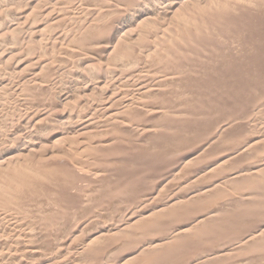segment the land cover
Returning a JSON list of instances; mask_svg holds the SVG:
<instances>
[{
  "label": "rangeland",
  "instance_id": "rangeland-1",
  "mask_svg": "<svg viewBox=\"0 0 264 264\" xmlns=\"http://www.w3.org/2000/svg\"><path fill=\"white\" fill-rule=\"evenodd\" d=\"M0 1L24 25L23 91L1 92L16 157L0 169V264H264V0Z\"/></svg>",
  "mask_w": 264,
  "mask_h": 264
},
{
  "label": "bare ground",
  "instance_id": "bare-ground-1",
  "mask_svg": "<svg viewBox=\"0 0 264 264\" xmlns=\"http://www.w3.org/2000/svg\"><path fill=\"white\" fill-rule=\"evenodd\" d=\"M11 1V0H10ZM182 1V0H181ZM194 1V0H193ZM1 2V1H0ZM5 2V1H4ZM4 2H2V3H4ZM15 2V1H14ZM17 3V2H16ZM1 4V3H0ZM177 5V4H176ZM182 5V4H181ZM180 5V6H181ZM6 6L8 7V5L6 4ZM4 7V5H0V169L1 168H5V165L6 164H9L8 162L9 161H11V159H13V157H16L15 156V154H14V152H13V150H12V147H10V145L12 146V144H10V145H8L10 142L7 140V138L8 137H6L7 135H6V133H7V131L5 132L4 131V129H6V128H2L3 126H5L6 124H5V122L8 120V117H7V114L8 113H6V110L7 109H5V106L7 105L6 103L8 102L7 101V98H4L5 96H4V94H2L1 92H2V90L3 89H7L8 88V86L9 87H11L10 85H14L15 87H14V90L15 91H17L19 94H21L22 93V91H23V81L22 80H20V77L22 76V75H19L18 74V70H17V66L20 64V62H19V59L21 58L20 56L22 55V50L23 49H21L22 47H21V44L23 43L22 42V39L24 38V36H22V32L24 31V25H23V20L21 19V17L18 15V14H15V17H18L15 21H13V19H15V18H12L11 20V22H9V20H8V16L11 14V13H9V11H8V8L7 7ZM20 6V5H19ZM161 6V5H160ZM18 7V6H17ZM16 7V8H17ZM21 7V6H20ZM117 7V6H116ZM120 7H122V6H120ZM173 7V6H172ZM185 7V6H184ZM14 9H15V7H13ZM119 8V7H118ZM123 8V7H122ZM131 8V7H130ZM175 8V7H174ZM178 9H179V7H177ZM9 9H11V8H9ZM19 9V8H18ZM17 9V10H18ZM125 9V8H124ZM22 10V9H21ZM150 10V9H149ZM15 11V10H14ZM145 11V10H144ZM174 11V10H173ZM19 12V11H18ZM136 12V11H135ZM150 12V11H149ZM169 12H170V10H169ZM242 12V11H241ZM16 13V12H15ZM172 13V12H171ZM134 14V15H133ZM138 14V13H137ZM12 15V14H11ZM18 15V16H17ZM121 15H123V14H121ZM119 16V17H117L116 18V20L113 22V24L112 25H110L111 27H110V31H109V37H112V39H113V41H110V42H114V38H117L118 39V37H122L121 38V42H122V40L123 39H125V33L127 34V30H128V28H129V26L130 25H132L133 23H135L137 20H136V18H135V13L134 12H132L131 13V17L129 16V18L127 17L128 15L126 14V15H123V16ZM114 16V15H113ZM162 16V15H161ZM166 16V15H165ZM10 17V16H9ZM239 17V16H238ZM144 19H147V18H145L144 17ZM143 19V20H144ZM149 19V18H148ZM98 20H100V19H98ZM149 20H151V18L149 19ZM95 21V20H94ZM96 21H97V19H96ZM113 21V20H112ZM111 21V22H112ZM142 21V20H141ZM145 21V20H144ZM138 22V21H137ZM140 22V21H139ZM97 23V22H96ZM146 23V22H145ZM160 23H162V22H160ZM97 24H99V23H97ZM102 24V23H101ZM148 24H149V22H148ZM169 24V23H168ZM173 24V23H172ZM23 25V26H22ZM106 25V24H105ZM155 25V24H154ZM160 25V24H159ZM170 25V24H169ZM245 25V24H244ZM95 26H96V24H95ZM94 26V27H95ZM99 26V25H98ZM243 26V25H242ZM135 27V26H134ZM139 27V26H138ZM247 27V26H246ZM97 28V27H96ZM233 28V27H232ZM236 28V27H235ZM234 28V29H235ZM131 29V28H130ZM138 29V28H137ZM163 29V28H162ZM166 29H167V27H166ZM140 30V29H139ZM97 31H99V30H97ZM107 31V30H106ZM127 31V32H126ZM165 31V30H164ZM242 32V31H241ZM167 34V33H166ZM125 35V36H124ZM123 36H124V38H123ZM173 36V35H172ZM23 37V38H22ZM28 37H30V36H28ZM105 37V36H104ZM104 37H103V39H104ZM164 37V36H163ZM162 37V38H163ZM93 38V37H92ZM95 38V37H94ZM93 38V39H94ZM107 38V37H106ZM137 38V37H136ZM165 38V37H164ZM29 39V38H28ZM111 39V38H110ZM116 39V40H117ZM127 39V38H126ZM159 39H160V37H159ZM167 39V38H166ZM79 40V39H78ZM82 40V39H81ZM84 40V39H83ZM87 40V39H86ZM131 40H133V39H131ZM161 40V39H160ZM24 42L26 41V40H23ZM89 41V40H88ZM159 41V40H158ZM27 42V41H26ZM33 42V41H32ZM79 42V41H78ZM90 42V41H89ZM105 42H107V45H105L104 44V46H102V47H105V51L103 50V52H106V50L108 49V47H109V44H108V40L107 41H104V43ZM118 42H119V39H118ZM121 42H119V44L121 43ZM123 42H124V40H123ZM160 42V41H159ZM81 43V42H80ZM86 43V42H85ZM99 43V42H98ZM125 43V42H124ZM126 43H127V41H126ZM157 43V42H156ZM81 44H84L83 42L81 43ZM118 44V43H117ZM24 45V44H23ZM103 45V44H102ZM110 45H112L111 43H110ZM120 45H122V44H120ZM157 45V44H156ZM161 45V44H160ZM80 46V45H79ZM100 46V45H99ZM117 46V45H116ZM119 46V45H118ZM124 46V45H123ZM25 47H26V45H25ZM97 47V46H96ZM24 48V47H23ZM119 48V47H118ZM124 48V47H123ZM122 48V49H123ZM157 48H160V47H158L157 46ZM101 49V48H100ZM99 49V50H100ZM104 49V48H103ZM122 49H120V50H122ZM128 49V48H127ZM130 49V48H129ZM114 50V48H112V51ZM115 50H117V49H115ZM119 50V49H118ZM157 50V49H156ZM159 50V49H158ZM108 51V50H107ZM124 51V50H123ZM126 51V50H125ZM125 51L123 52V53H125ZM131 51V50H130ZM152 51V50H151ZM101 52V51H100ZM132 52V51H131ZM154 52V51H153ZM159 52V51H158ZM164 52V51H163ZM110 53V52H109ZM118 53V52H117ZM127 53V52H126ZM125 53V54H126ZM130 53V52H129ZM111 54H112V52H111ZM120 54V53H119ZM134 54V53H133ZM133 54H131L132 56H133ZM137 54V53H136ZM116 55V54H115ZM148 55V54H147ZM159 55V54H158ZM109 56V55H108ZM126 56V55H125ZM124 56V57H125ZM131 56V57H132ZM153 56V55H152ZM161 56V55H160ZM160 56H159V58H160ZM165 56V55H164ZM117 57V56H116ZM123 57V58H124ZM134 57V56H133ZM136 57H137V55H136ZM156 57H157V53H156ZM156 57H153V58H156ZM121 58V57H120ZM147 58V57H146ZM150 58V57H149ZM167 58V57H166ZM16 61H15V60ZM115 59H117V58H115ZM135 59V58H134ZM12 60H14L15 62H14V65H15V68H13V66H12V68L13 69H16L17 70V74L19 75H17L16 76V74H14L13 75V73H15L14 72V70L12 71V68H10L11 67V65H10V67L8 66L9 64H13V63H11V62H13ZM106 60V59H105ZM110 60V59H109ZM118 60V59H117ZM123 60V59H122ZM132 61H130L131 63L134 61L133 59H131ZM138 60V59H137ZM147 60V59H146ZM150 60H152V59H150ZM156 60V59H155ZM162 60V59H161ZM169 60V59H168ZM136 61V60H135ZM166 61V60H165ZM128 62V61H127ZM155 62H157V61H155ZM168 62V61H167ZM125 63V62H124ZM151 63H152V61H151ZM158 64H159V62H157ZM170 63V62H169ZM137 64H139V63H137ZM136 64V65H137ZM162 64H163V61H162ZM165 64V63H164ZM21 65V64H20ZM122 65V64H121ZM130 65V64H129ZM132 65V64H131ZM130 65V67L132 68L133 67V65L131 66ZM135 65V62H134V66L136 67V69H138V67ZM144 65V64H143ZM142 65V66H143ZM148 65V64H147ZM11 69V71L13 72V73H11V71H10V69H8L9 70V72H8V70H7V68L8 67ZM125 66V65H124ZM150 66V65H149ZM152 66V65H151ZM155 66V65H154ZM153 66V67H154ZM163 66V65H162ZM128 67V66H127ZM126 67V68H127ZM152 68V67H151ZM172 69V68H171ZM119 70V69H118ZM125 70V69H124ZM134 67H133V70H132V72H134ZM22 71V70H21ZM20 71V72H21ZM147 71V70H146ZM157 70H155V72H156ZM126 72V71H125ZM150 72H152V71H150ZM128 73H130V72H128ZM138 73H140L141 74V72H138ZM158 73V72H157ZM161 73V72H160ZM12 74V75H11ZM123 74H124V72H123ZM132 74H134V75H131V73L129 74V76L131 75V76H136L135 75V72L134 73H132ZM137 74V73H136ZM155 74V73H154ZM159 74V73H158ZM177 74V73H176ZM138 75V74H137ZM155 75H157V74H155ZM130 76V77H131ZM140 76V75H139ZM160 76V75H159ZM175 77H176V75H174ZM138 77V76H137ZM147 77V76H146ZM145 77V78H146ZM163 77V76H162ZM161 77V78H162ZM167 77H169V76H167ZM166 77V78H167ZM174 77V78H175ZM132 78V77H131ZM134 78H136V77H134ZM151 78V77H150ZM125 79V78H124ZM164 79H165V77H164ZM210 79H212V78H210ZM135 80V79H134ZM176 80V79H175ZM21 81H22V83H21ZM26 81V80H25ZM112 81V80H111ZM138 81H140V78H139V80ZM157 81V80H156ZM44 82H46V81H44ZM94 82V81H93ZM147 82V81H146ZM171 82V81H170ZM210 82V81H209ZM215 82V81H214ZM213 81L211 82V84H209V86L211 85V86H214V88L213 89H215V88H217V87H215V83H214ZM47 83V82H46ZM159 83V82H158ZM41 84V83H40ZM43 84V83H42ZM120 84V83H119ZM123 84H125V83H123ZM160 84V83H159ZM164 84V83H163ZM168 84V83H167ZM44 85V84H43ZM69 85V84H68ZM45 86H46V84H45ZM65 86V85H64ZM71 86V85H70ZM104 86V85H103ZM108 86V85H107ZM106 86V87H107ZM173 86V85H172ZM171 86V87H172ZM210 86V87H211ZM102 87V86H101ZM105 86H104V88H106ZM147 87V86H146ZM167 87V86H166ZM39 88V87H38ZM119 88V87H118ZM122 88V87H121ZM126 88V87H125ZM141 88V87H140ZM34 89V88H33ZM77 89V88H76ZM86 89V88H85ZM106 89H108V88H106ZM122 89H124V88H122ZM145 89V88H144ZM211 89V88H210ZM4 90V91H5ZM10 90V89H9ZM32 90V89H31ZM105 90V89H104ZM114 90V89H113ZM120 90V89H119ZM119 90H118V92H119ZM128 90V89H127ZM132 90V89H131ZM147 90V89H146ZM150 90V89H149ZM159 90V89H158ZM25 91V90H24ZM78 91H79V89H78ZM84 91V90H83ZM101 91V90H100ZM106 91V90H105ZM143 92H144V90H142ZM152 91H154V90H152ZM38 92V91H37ZM75 92V91H74ZM74 92H72V93H74ZM86 92V91H85ZM99 92V91H98ZM97 92V93H98ZM126 92V91H125ZM140 92V91H139ZM159 92V91H158ZM157 92V93H158ZM165 92V91H164ZM58 93V92H57ZM62 93H64L63 95H62V98H63V100L62 101H65L66 103H64L65 104V106H67L66 108L69 110V112L71 113L70 115H75L74 114V111H75V109H77L78 108V106L76 105V101H77V98H78V94L77 95H75L76 94V92H75V94H72L71 93V91H69V92H62ZM207 93V92H206ZM84 94V93H83ZM87 94V93H86ZM99 94V93H98ZM101 94V93H100ZM117 94V93H116ZM123 94V93H122ZM156 94V93H155ZM81 95V94H80ZM114 95V94H113ZM4 96V97H3ZM9 96V95H8ZM76 96H77V98H76ZM84 96V95H83ZM94 96V95H93ZM146 96V95H145ZM149 96V95H148ZM82 96H79V98H81ZM86 97H88L87 95H86ZM120 97V96H119ZM156 97V96H155ZM21 98V97H20ZM24 98V97H23ZM90 98V97H89ZM139 98V97H138ZM144 98H146V97H144ZM153 98H154V96H153ZM215 97H213L212 98V102H214L215 101V99H214ZM16 99V98H15ZM94 99V98H93ZM127 99V98H126ZM140 100V99H139ZM142 100H144V99H141L140 101H142ZM7 101V102H6ZM12 101V100H11ZM14 101V100H13ZM108 101H109V99H108ZM117 101H119V100H117ZM122 101H123V98H122ZM145 101V100H144ZM23 102V101H22ZM79 102V100L77 101V103ZM107 102V101H106ZM128 102H130V101H127V102H125V104L126 103H128ZM216 102H218V101H216ZM84 103H85V101H84ZM92 103V102H91ZM123 103V102H122ZM133 103V102H132ZM219 103V102H218ZM90 104V103H89ZM125 104H123V105H125ZM129 104V103H128ZM128 104H126V106H123V107H127V105ZM131 104V103H130ZM215 105L217 104V103H214ZM213 104V105H214ZM81 105H84V104H82V101H81ZM209 105V104H208ZM76 106H77V108H76ZM110 106H112V105H110ZM131 106H133V105H131ZM153 106V105H152ZM217 106V105H216ZM80 107V109H81V107L82 106H79ZM85 107V106H84ZM122 107V106H121ZM62 108V107H61ZM86 108V107H85ZM105 108V107H104ZM130 108V107H129ZM16 109V108H15ZM63 109V108H62ZM67 109H65V111H67ZM74 110V111H73ZM78 110V109H77ZM76 110V111H77ZM160 110V109H159ZM84 112V110H83V107H82V110H81V112ZM106 111V110H105ZM62 112V111H61ZM64 112V111H63ZM94 112V111H93ZM120 112H121V110H120ZM123 112H125V111H123ZM128 112V111H127ZM19 113H20V111H19ZM66 113V112H65ZM80 112H79V110H78V114H79ZM86 113V112H85ZM103 113V112H102ZM115 113V112H114ZM117 113V112H116ZM122 113V112H121ZM121 113H119V114H121ZM148 113V112H147ZM153 113V112H152ZM58 114V113H57ZM69 114V113H68ZM81 114V113H80ZM79 114V115H80ZM63 115H64V113H63ZM78 115V116H79ZM82 116H83V114H81ZM85 115V114H84ZM127 115V114H126ZM26 116V115H25ZM35 116V115H34ZM67 116H69V115H67ZM86 117V119H88L87 118V115H85ZM133 116V115H132ZM63 117H66V116H63ZM71 117V116H70ZM80 117V116H79ZM84 117V116H83ZM82 117V118H83ZM90 117V116H89ZM119 117V116H118ZM124 117H126V116H124ZM123 117V118H124ZM24 118V117H23ZM29 118H31V117H29ZM42 118V117H41ZM54 118V117H53ZM67 118V117H66ZM65 118V119H66ZM82 118H79V120L77 119V117H75V116H72L71 118H69V120L71 121V122H74L76 125H78V123L80 122V120L82 119ZM85 118L83 119V120H85ZM122 118V116L120 117V119ZM7 119V120H6ZM116 119V118H115ZM118 119V118H117ZM68 120V119H67ZM90 120V119H89ZM126 120V118L125 119H123V121H125ZM128 120V119H127ZM13 121V120H12ZM21 121V120H20ZM65 121V120H64ZM70 121H69V124H70ZM88 121V120H87ZM118 121V120H117ZM122 121V120H121ZM120 121V122H121ZM14 122V121H13ZM28 122V121H27ZM34 122V121H33ZM36 123H37V121H35ZM34 122V123H35ZM39 122H41V120L39 121ZM59 122V121H58ZM84 122V121H83ZM83 122H82V120H81V126H83L84 128H82V129H86L88 126L90 127L91 125H89L86 121V124H83ZM88 122H91V121H88ZM30 123V122H29ZM33 123V124H34ZM57 123V122H56ZM121 123H123V122H121ZM126 125L129 123H127V122H124ZM5 124V125H4ZM31 124V123H30ZM32 124V125H33ZM73 124V123H72ZM75 124H73L74 126H76ZM91 124H93V123H91ZM18 125V124H17ZM22 125V124H21ZM123 126H124V124H122ZM121 125V127H123ZM29 126H31V125H29ZM34 127L36 126V125H33ZM33 126H32V128H33ZM93 126V125H92ZM158 126V125H157ZM6 127V126H5ZM28 127V126H27ZM119 127V126H118ZM117 127V128H118ZM120 127V128H121ZM227 127V126H226ZM79 128H80V126H79ZM78 128V129H79ZM93 128V127H92ZM155 128V127H154ZM8 129V128H7ZM31 129V128H30ZM64 129V128H63ZM81 129V128H80ZM122 129V128H121ZM131 129V128H130ZM9 130V129H8ZM19 131H21V130H19ZM81 131V130H80ZM86 130H84L83 132H85ZM88 131V130H87ZM86 131V132H87ZM11 132V131H10ZM82 132V133H83ZM97 132V131H96ZM226 132V131H225ZM16 133H17V131H16ZM20 133V132H19ZM80 133V132H79ZM89 133V132H88ZM124 133V132H123ZM254 133V132H253ZM30 134V133H29ZM76 134H77V132H76ZM75 134V135H76ZM126 134V133H125ZM223 134V133H222ZM25 135H26V133H25ZM31 135L32 136H25L24 137V141H25V143L27 144V146H33V150L34 149H36L35 147H37L38 145H39V143L36 141H33V139L35 138H33V134L31 133ZM70 135H72V134H70ZM74 135V136H75ZM139 135V134H138ZM15 136H18V135H15ZM21 136H23V135H21ZM126 136V135H125ZM257 136H258V134H257ZM259 137V136H258ZM19 138V137H18ZM17 138V139H18ZM259 139V138H258ZM23 140V139H22ZM122 140V139H121ZM121 140H119V141H121ZM125 140V139H124ZM217 140H219L218 138H217ZM21 141V140H20ZM40 141V140H39ZM127 141V140H126ZM41 142V141H40ZM129 142V141H128ZM127 142V143H128ZM200 142H202V141H200ZM255 142V141H254ZM11 143H13V142H11ZM108 143H110V142H108ZM217 143V142H216ZM20 144V143H19ZM131 144V143H130ZM199 144V143H198ZM251 144V143H250ZM42 145V144H41ZM119 145V144H118ZM16 146V145H15ZM25 146V145H24ZM14 147V146H13ZM40 147H42V146H40ZM245 147V146H244ZM250 147V146H249ZM27 148V147H26ZM29 148H32V147H29ZM32 149H31V151H33ZM66 150V149H65ZM68 150V149H67ZM243 151V150H242ZM18 152V151H17ZM25 152V151H24ZM39 152V151H38ZM15 153H16V151H15ZM254 153V152H253ZM26 154V153H25ZM63 154V153H62ZM258 154V153H257ZM262 154V153H261ZM64 155H65V153H64ZM19 156V155H18ZM73 156V155H72ZM20 157V156H19ZM196 158V157H195ZM15 159V158H14ZM14 159H13V161H14ZM73 159H74V157H73ZM192 159V158H191ZM18 160V159H17ZM16 160V161H17ZM7 166V165H6ZM9 166V165H8ZM149 166V165H148ZM79 167V166H78ZM152 167V166H151ZM157 167V166H156ZM9 169V168H8ZM78 170H81V169H79L78 168ZM155 170V169H154ZM77 171V170H76ZM83 171H85V170H83ZM152 171V170H151ZM78 172V171H77ZM153 172V171H152ZM78 173H80V172H78ZM81 173H82V170H81ZM84 174H85V172H83ZM2 174V173H1ZM149 174V173H148ZM152 174V173H151ZM240 174V173H239ZM73 175H75V174H73ZM81 175V174H80ZM93 175V174H92ZM64 177V176H63ZM76 177V176H75ZM81 177H83V176H81ZM98 177V176H97ZM73 178V177H72ZM95 178V177H94ZM61 179V178H60ZM68 179V178H67ZM76 179V178H75ZM81 180V179H80ZM83 180H85V179H83ZM88 180V179H87ZM92 180V179H91ZM55 181V180H54ZM62 181V180H61ZM75 181V180H74ZM103 181V180H102ZM57 182V181H56ZM67 182H68V180H67ZM73 182V181H72ZM97 182V181H96ZM55 183V182H54ZM66 184H68V183H66ZM93 184V183H92ZM70 186H71V184H69ZM72 185H74V184H72ZM85 186V185H84ZM83 186V187H84ZM211 185L210 184H208V183H204L203 184V188L205 189V190H210V187ZM213 186V185H212ZM69 187V186H68ZM86 187V186H85ZM65 188V187H64ZM70 188V187H69ZM71 188H72V186H71ZM75 188V187H74ZM88 188V187H87ZM80 189V188H79ZM78 189V190H79ZM80 190H82V189H80ZM197 191V190H196ZM204 191V190H203ZM202 191V192H203ZM62 192V191H61ZM198 192V191H197ZM208 192V191H207ZM205 193V192H204ZM211 193V192H210ZM73 194V193H72ZM26 195V194H25ZM24 195V196H25ZM202 195V194H201ZM210 196V195H209ZM212 196H213V194H212ZM3 197V196H2ZM1 199V198H0ZM4 199V198H3ZM21 199V198H20ZM7 200H9V199H7ZM208 200V199H207ZM3 201V200H2ZM11 202V201H10ZM207 203V202H206ZM205 203V204H206ZM10 204V203H9ZM8 206V205H7ZM12 206V205H11ZM14 206V205H13ZM4 207V206H3ZM9 207V206H8ZM61 207V206H60ZM207 207V206H206ZM7 208V207H6ZM6 208H5V210H6ZM1 209H3V208H1ZM206 209V208H205ZM53 210V209H52ZM60 210H62V209H60ZM59 210V211H60ZM211 210V209H210ZM13 211V210H12ZM3 213V212H2ZM213 214V213H212ZM7 215V214H6ZM8 216V215H7ZM10 217V216H9ZM4 218V217H3ZM17 219H19V218H17ZM138 219V218H137ZM167 219V218H166ZM20 220V219H19ZM23 220V219H22ZM58 220H59V218H58ZM205 220H206V218H205ZM204 220V221H205ZM209 220V219H208ZM191 221V220H190ZM207 222V221H206ZM3 223V222H2ZM11 223H12V221H11ZM137 223V222H136ZM16 224V223H15ZM14 224V225H15ZM19 224V223H18ZM127 225V224H126ZM196 225V224H195ZM198 225V224H197ZM117 226V225H116ZM130 227V226H129ZM193 227V226H192ZM11 228V227H10ZM115 228V227H114ZM127 228V227H126ZM190 228V227H189ZM5 230V229H4ZM17 230V229H16ZM107 231V230H106ZM106 231H105V234H106ZM179 233H180V231H179ZM182 233V232H181ZM17 234V233H16ZM105 234H103V235H105ZM110 234V233H109ZM178 233H176V235H177ZM102 235V234H101ZM107 235V234H106ZM99 236V235H98ZM97 236V237H98ZM182 236V235H181ZM180 236V237H181ZM92 239V238H91ZM95 239H97V238H95ZM91 242V241H90ZM93 242H95V240L93 241ZM157 244V243H156ZM155 245V244H154ZM142 246V245H141ZM148 247V246H147ZM144 248V247H143ZM149 248V247H148ZM147 248V249H148ZM151 248V247H150ZM7 249V248H6ZM8 250V249H7ZM7 252H9V251H7ZM210 254V253H209ZM199 255V254H198ZM203 255V254H202ZM218 257V256H217ZM212 258H214V257H212ZM211 258V259H212ZM179 259V258H178ZM189 259V258H188ZM211 259H210V257H208V255H206V254H204L203 256H201L200 258H198V259H196V260H194L193 262H191V264H208V262H210L211 261ZM2 261V260H1ZM103 262V261H102ZM175 262V261H174ZM176 262H178V261H176ZM214 262V261H213ZM218 262V261H217ZM5 263V262H4ZM184 263V262H183ZM100 264V263H99ZM188 264V263H187ZM211 264V263H210ZM214 264V263H213Z\"/></svg>",
  "mask_w": 264,
  "mask_h": 264
}]
</instances>
